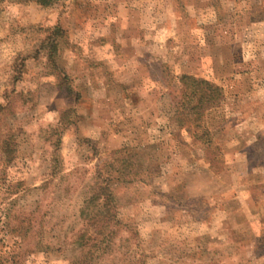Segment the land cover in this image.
I'll return each mask as SVG.
<instances>
[{"label":"rangeland","instance_id":"1","mask_svg":"<svg viewBox=\"0 0 264 264\" xmlns=\"http://www.w3.org/2000/svg\"><path fill=\"white\" fill-rule=\"evenodd\" d=\"M183 76L223 99L191 110ZM263 100L264 0H0L6 243L23 264H264V133L235 128Z\"/></svg>","mask_w":264,"mask_h":264},{"label":"trees","instance_id":"2","mask_svg":"<svg viewBox=\"0 0 264 264\" xmlns=\"http://www.w3.org/2000/svg\"><path fill=\"white\" fill-rule=\"evenodd\" d=\"M45 3V0H42ZM183 85H188L192 83V93L197 94V90L201 91L198 96L196 104L191 108V110L202 111L210 107L212 94L216 95L217 102L221 101L224 97V91L221 87L215 86L214 84L207 82L205 80H196L191 76H183L181 79ZM190 87V85H189ZM199 113V112H198ZM12 202L8 204V208H5L6 212H1L0 214V264H23L22 254L18 253L12 246L6 243V239L12 233L19 231L15 228L13 221L9 220L10 215H12ZM82 237L81 239H83ZM87 243V241H86ZM81 241V245L86 247L87 244Z\"/></svg>","mask_w":264,"mask_h":264},{"label":"crops","instance_id":"3","mask_svg":"<svg viewBox=\"0 0 264 264\" xmlns=\"http://www.w3.org/2000/svg\"><path fill=\"white\" fill-rule=\"evenodd\" d=\"M251 92H252L253 95L254 94L255 95L257 94L256 91H253L252 90ZM262 104L264 106V100L262 101ZM262 111H263L262 114L255 113L252 117H247L245 119V121H241V122L237 123L236 126H235V128L242 127L245 124L246 125H250V123L252 122L254 125L260 127V129L258 130L257 134L260 135V133H264V109ZM253 138H254V136H253ZM258 140H259V137L257 136L252 141H248V142L245 141V143H247V144L244 145V146H243V143L242 142L239 143L237 141L236 142L234 141L233 142V146L231 148L229 147L228 148V151H235V156L242 157L245 154V151L242 150V149H244V148L249 149L250 147L255 146V144L257 143ZM246 153H247V151H246ZM263 157H264V155L261 158H263ZM247 158L248 159L250 158V156L248 154H247ZM263 165H264V163H263ZM256 169L257 168H252L251 171L249 172V174H254L257 171H259V169H257V170ZM260 169L262 170V179H263V183H264V167L263 168H260ZM261 198L264 200V193L261 196Z\"/></svg>","mask_w":264,"mask_h":264}]
</instances>
